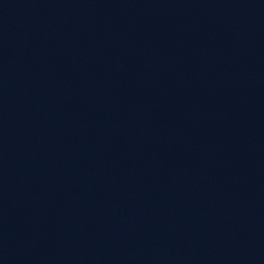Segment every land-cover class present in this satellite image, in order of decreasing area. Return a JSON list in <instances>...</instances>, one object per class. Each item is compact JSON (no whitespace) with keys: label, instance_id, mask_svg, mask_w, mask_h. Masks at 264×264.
<instances>
[{"label":"water","instance_id":"1","mask_svg":"<svg viewBox=\"0 0 264 264\" xmlns=\"http://www.w3.org/2000/svg\"><path fill=\"white\" fill-rule=\"evenodd\" d=\"M0 264H264V0H0Z\"/></svg>","mask_w":264,"mask_h":264}]
</instances>
